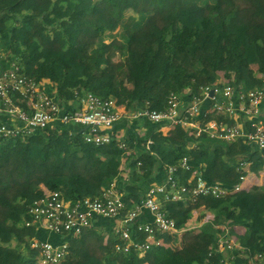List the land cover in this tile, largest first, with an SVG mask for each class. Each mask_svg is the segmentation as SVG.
<instances>
[{"label": "trees", "instance_id": "1", "mask_svg": "<svg viewBox=\"0 0 264 264\" xmlns=\"http://www.w3.org/2000/svg\"><path fill=\"white\" fill-rule=\"evenodd\" d=\"M140 1L143 8L129 24L125 12L132 8V0H0V40L12 33L11 39H4L6 48L0 47V52L17 58L27 75L54 81L60 97L69 99L72 89L82 86L78 81L85 77L86 63L107 64L108 41L119 37L126 54L119 66L128 67L134 90L121 92L113 86L111 76L93 77L82 87L116 98L134 111L147 106L164 110L172 92L189 99L202 84L217 83V61L227 62V79L234 78L244 90L264 88V0ZM81 34L90 40L89 52L78 44ZM225 41H230L227 47ZM182 60L191 62L192 71L186 66L179 69ZM252 64L258 65L262 76L256 75ZM165 124L146 118L131 123L123 119L119 128L126 129L124 140L133 149L131 155L116 141L100 146L87 143L82 132L70 126L61 132L35 134L26 141L0 138V199L13 186L39 177L15 194L19 207H0V264H39L30 240L41 237V230L27 227L25 222L28 206L45 190L61 191L66 200H75L99 196L115 183L133 206L153 182L164 181L167 166L185 156L190 158L192 170L178 173L183 182L199 170L207 180L232 188L240 181V161L253 160L250 171L258 170L263 152L243 141L237 142L242 153L230 155L235 142L208 135L196 140L180 125L165 134L161 130ZM139 127H147L146 137L136 133ZM150 137L154 144L146 150L144 143ZM124 160L131 163L129 177L122 174ZM183 204L190 202L168 205L179 230L185 225L179 219ZM208 207L213 220L196 234L186 233L185 245L178 252L169 245L170 235L163 234L164 244L151 246L142 256L132 252L120 257L111 253L110 243L103 244V233L91 228L71 240L70 257L62 264H222V254L210 256L222 226L229 227L242 248L252 253L264 248L263 187L211 196ZM241 225L247 227L245 233L233 228ZM240 262L237 258L235 264Z\"/></svg>", "mask_w": 264, "mask_h": 264}, {"label": "built area", "instance_id": "2", "mask_svg": "<svg viewBox=\"0 0 264 264\" xmlns=\"http://www.w3.org/2000/svg\"><path fill=\"white\" fill-rule=\"evenodd\" d=\"M72 92L73 98L60 97L54 81L27 75L17 58L0 52V138L26 141L35 134L56 129L61 132L70 126L78 128L87 143L100 146L116 141L126 155H131L133 149L124 140L126 129L119 128V123L146 118L153 123L166 122L162 132L163 128L172 130L180 125L196 140L208 135L230 143L243 141L264 152V88L244 90L234 78L202 84L189 99L172 92L167 108L161 111L148 106L134 111L116 98L100 96L82 86ZM153 144L150 137L144 147L151 150ZM138 164L143 165L142 161ZM251 165L253 160L240 161V181L232 188L207 180L199 170L183 182L178 173L192 170L190 158L185 156L167 166L164 181L153 182L133 206L127 204L115 183L99 196L75 200H66L61 191L45 190L27 209L25 225L41 230V237L30 240L31 248L38 252L39 264H62L70 257L71 240L88 229L104 228L103 244L110 243L113 255L135 252L142 256L151 246L164 244L161 235L179 231L176 218L168 211L172 203L238 192ZM221 229L223 233L218 234L210 256L222 254V264H235L237 258L241 260L238 264H264V248L252 253L239 245L229 227Z\"/></svg>", "mask_w": 264, "mask_h": 264}, {"label": "crops", "instance_id": "3", "mask_svg": "<svg viewBox=\"0 0 264 264\" xmlns=\"http://www.w3.org/2000/svg\"><path fill=\"white\" fill-rule=\"evenodd\" d=\"M134 7V3H132ZM143 8V5L142 7ZM140 8V9H141ZM136 11L137 16L139 14V11ZM137 17H131L128 18L127 23L131 24ZM234 37H230L229 40H233ZM121 40V39H120ZM78 44L82 47L83 51L85 52H89L91 49V43L89 38L84 35L81 34L78 38ZM122 43H116L115 45L113 44L112 47L109 44V50L105 53V56L108 58V63L105 65H100V64H92V63H86L87 67H86V71H85V77L82 78L80 81H78V83L82 86L89 82L93 77L96 78H102V77H109L111 76L112 78V84L114 87L119 88L121 92H123V89L126 88L127 90H134L135 88V82L133 77L131 76L128 67H120L119 63L122 61H124L125 58V51L123 49L120 48V45ZM9 47V46H7ZM6 48V46L3 47V49ZM120 57L119 59H117V57ZM181 57H184V54L180 55ZM179 56V57H180ZM178 57V56H177ZM179 59H178V63H179ZM177 63V60H176ZM217 63H221V61H217L216 62V71L220 76L221 80H227V75H228V71L226 69V65L224 67V69H219V67L217 66ZM188 64H191L190 61H184L182 60V67L179 68L180 70H182L185 66L188 67ZM227 64V62H226ZM252 68L255 70V72L257 73V75L261 74L259 72L258 69V65L257 64H252ZM189 69V67H188ZM188 72H190L188 70ZM219 79V80H220ZM125 86V87H124ZM132 110V109H131ZM263 112H264V104H263ZM264 117V116H263ZM262 117V119H263ZM154 125V124H153ZM163 131L165 134H168V132L170 131L169 127L163 128ZM136 133L139 135V137H146L147 135V127H139L136 131ZM243 148L241 145H239L237 142L234 143L233 147H232V151L229 153L230 155H237L239 153H242ZM125 161V160H124ZM264 183V152L261 155V159L259 161V166H258V170L257 171H250L247 175V178L243 184V188L244 189H251L254 186H259V184ZM264 188V184L261 186ZM4 196V195H3ZM211 196H207L201 200H198L196 202H191L190 204H183V206H180L179 209V219L180 222H183V220L185 221V225L177 232H172L170 233V238L171 241L169 243V245L176 251H180L184 245H185V239L182 236V234H180L181 232H187V231H191L192 227H189L191 225H189L190 220H192V216L194 214H196V212H199V216H202L203 214L209 215V219L203 221L204 219H200V222L203 223V227L205 225H207L209 222H211L214 218V213L209 209L208 207V198ZM2 197L0 199V207H4V206H10V207H19L21 205L20 202L15 203L14 199L12 197V200L10 201L7 200V198ZM12 202V203H10ZM202 214V215H201ZM238 233H245L247 230V227L245 225H241V226H235L233 227ZM95 230H97V228H94ZM201 230V229H200ZM200 230L198 232H200ZM98 231H100L101 233H107V231L104 228H99ZM196 232V233H198ZM195 233V234H196ZM13 248V247H12Z\"/></svg>", "mask_w": 264, "mask_h": 264}, {"label": "rangeland", "instance_id": "4", "mask_svg": "<svg viewBox=\"0 0 264 264\" xmlns=\"http://www.w3.org/2000/svg\"><path fill=\"white\" fill-rule=\"evenodd\" d=\"M132 1H133V3H134V7L130 8L129 10H127V11L125 12L127 18H131V17H135V16L138 17L136 11H138V10L142 7V5H143V3H142L140 0H132ZM11 37H12V33H11V32L7 33L4 37H2L1 40H0V47L3 48V47L5 46L4 39H11ZM120 42H121V40H120V38L118 37V38H116V39H112V40L108 41V44H110L111 47H112L113 44H114V45H115L116 43H119V44H120ZM229 42H230V41H225V43H223V45H224L225 47H227L228 44H229ZM7 53H10V52L8 51ZM119 58H120V57L118 56L117 59H119ZM125 58H126V54H125ZM125 58H124V60H125ZM121 62H122V61H121ZM121 62H120V63H121ZM123 62H124V61H123ZM177 63H178V61H177ZM225 65H226V62H225V61H221V63H217V66L219 67L220 70H221V69H224ZM189 70L192 71L191 68H189ZM255 73H256V72H255ZM256 75H257V73H256ZM257 76H262V74H259V75H257ZM124 87H125V86H124ZM147 161H148V159L146 160V162H147ZM150 163H151V162H150V160H149V161L147 162V165H149ZM129 164H131V163H128V162L125 160V162L123 163V166H122V168H121V170H122V174H123L124 177H129V175L131 174V167L129 166ZM140 166H143V165H140ZM138 167H139V166H138ZM139 169L142 170L140 167H139ZM37 179H39V177H37V176H32V177L28 178L24 183H20V184H18V185L13 186L11 189H8L7 192H5V194H4L3 197L7 198V200L10 199V201H11V200H12V197L14 198L15 194L18 192V190H19L21 187H23V186H27V185H30V184H32L34 181H36ZM263 184H264V183L259 184V187L261 188V186H262ZM41 186H42V185H41ZM256 186H257V185H256ZM5 198H4V199H5ZM14 202L17 203L16 200H14ZM10 203H12V202H10ZM201 215H202V214H201ZM191 218H192V220H190V223H189V225H191V226H189V227H192V228H191V231H188V232H185V233H184V232H181L180 234H182L183 237L185 236L186 233H189V234H195V233L198 232L200 229H202V228H203V223L200 222V219H204L203 221L208 220V219H209V215L203 214L202 216H199V212H196V214H194ZM173 232H177V231H173ZM12 247L15 248V245H13ZM74 261L76 262V259H75ZM74 261H73V262H74Z\"/></svg>", "mask_w": 264, "mask_h": 264}]
</instances>
